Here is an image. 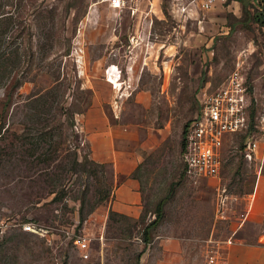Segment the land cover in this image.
I'll use <instances>...</instances> for the list:
<instances>
[{
  "label": "rangeland",
  "instance_id": "rangeland-1",
  "mask_svg": "<svg viewBox=\"0 0 264 264\" xmlns=\"http://www.w3.org/2000/svg\"><path fill=\"white\" fill-rule=\"evenodd\" d=\"M186 1L0 0L11 15L0 59V264H208V245L250 225L246 212L264 179V158L244 157L246 132L229 135L217 177L186 171L182 141L203 91L237 60L261 83L264 24L252 16L256 0L191 10ZM87 111L132 125L146 141L133 171L139 215L108 206L116 182L110 164L72 163L74 147L79 159L91 156L80 128ZM36 132L70 149L44 168L22 143L24 133ZM52 170L66 171L65 194L49 191ZM162 197L163 214L147 228ZM79 235L89 238L83 253Z\"/></svg>",
  "mask_w": 264,
  "mask_h": 264
},
{
  "label": "built area",
  "instance_id": "built-area-1",
  "mask_svg": "<svg viewBox=\"0 0 264 264\" xmlns=\"http://www.w3.org/2000/svg\"><path fill=\"white\" fill-rule=\"evenodd\" d=\"M113 6H121L123 0H109ZM215 0H187L184 9L209 8ZM263 80L259 85L248 78L247 70L237 60L226 78L213 89H205L200 97L199 113L190 122L186 132L185 147L182 151L185 168L189 174L205 177H217L224 163V147L234 132H246L242 153L245 158L261 164L264 158V141L258 135L257 128L264 135V69ZM115 84V82H114ZM258 104L255 114V126L249 128L252 108ZM258 172V177L260 176ZM225 188L219 190V193ZM247 213V212H246ZM25 228L39 230L31 221H25ZM239 226L233 227L225 237L216 239L207 247L208 264H227L228 249L236 238ZM78 247L85 251L89 247V238L79 235L75 239Z\"/></svg>",
  "mask_w": 264,
  "mask_h": 264
},
{
  "label": "crops",
  "instance_id": "crops-1",
  "mask_svg": "<svg viewBox=\"0 0 264 264\" xmlns=\"http://www.w3.org/2000/svg\"><path fill=\"white\" fill-rule=\"evenodd\" d=\"M89 141L91 156L111 165L116 181L108 206L120 212L139 215L142 210L140 184L133 171L141 159V148H148L139 140L136 128L130 124L111 122L104 114L85 113L80 124ZM123 175L119 181L118 175ZM257 181L247 210L248 227L236 234L228 249L227 264H264V179ZM239 230V228H238Z\"/></svg>",
  "mask_w": 264,
  "mask_h": 264
},
{
  "label": "trees",
  "instance_id": "trees-1",
  "mask_svg": "<svg viewBox=\"0 0 264 264\" xmlns=\"http://www.w3.org/2000/svg\"><path fill=\"white\" fill-rule=\"evenodd\" d=\"M241 1L246 2L247 0H241ZM256 1H257L258 7L253 12L252 16L256 20L264 24V0H256ZM10 21H11L10 13L7 12L5 9L1 8V5H0V59H2L1 57L5 56L4 49L1 46H2V41L4 40L6 29L9 26ZM194 118L195 117H193L189 122H187L186 128L184 129L185 131H184V136H183V141H182V151L185 147L187 129L189 127L190 122ZM252 119H253V111H252ZM252 127H253V122H250L249 128L251 129ZM14 134L17 137L16 133ZM51 135H52V132L49 133V136ZM21 137H22V143L26 145L25 151L27 152L28 156L36 157L37 160L39 161L41 160L45 162L46 164L43 165L44 168L51 165V163L56 157H62L61 153L63 152V149L65 148L66 149L68 148V150L70 149V145L68 146L67 144H64L63 139L56 140V143L53 146H51V142L47 141V135L45 136L37 132L32 135L31 134L25 135L24 133L23 136ZM71 157H74L72 161L73 164H77L80 162H82L83 164H86V162H88L89 160L95 163H103V162H100L94 159L88 153H83V156H82L83 158L79 159L78 150L76 147L72 149ZM54 171L55 170H52L50 172L47 171L46 178H47V184L49 185V191L50 192L55 191L54 196H57L59 192H63V194H65L66 189L64 188V186L67 184V182H65L64 179L66 178V171L65 172H54ZM63 194L61 196H63ZM164 198L165 197H162L158 201V205L156 207L155 218L149 221V223L147 224V228H149L151 224L157 222L161 218L163 214V208H164ZM111 211H115V209H111ZM79 213H80L79 219L80 221H82L83 212L81 209L79 210ZM144 238L149 239V235L146 234Z\"/></svg>",
  "mask_w": 264,
  "mask_h": 264
},
{
  "label": "bare ground",
  "instance_id": "bare-ground-1",
  "mask_svg": "<svg viewBox=\"0 0 264 264\" xmlns=\"http://www.w3.org/2000/svg\"><path fill=\"white\" fill-rule=\"evenodd\" d=\"M112 76H113V73L110 74V77H108V79H109V80H110V79H113Z\"/></svg>",
  "mask_w": 264,
  "mask_h": 264
}]
</instances>
